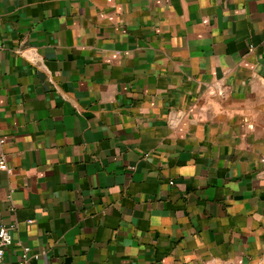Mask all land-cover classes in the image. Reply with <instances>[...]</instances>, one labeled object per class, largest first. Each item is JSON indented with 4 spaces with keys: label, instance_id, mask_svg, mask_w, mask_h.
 Instances as JSON below:
<instances>
[{
    "label": "crops",
    "instance_id": "1",
    "mask_svg": "<svg viewBox=\"0 0 264 264\" xmlns=\"http://www.w3.org/2000/svg\"><path fill=\"white\" fill-rule=\"evenodd\" d=\"M2 264H264V0H0Z\"/></svg>",
    "mask_w": 264,
    "mask_h": 264
},
{
    "label": "built area",
    "instance_id": "2",
    "mask_svg": "<svg viewBox=\"0 0 264 264\" xmlns=\"http://www.w3.org/2000/svg\"><path fill=\"white\" fill-rule=\"evenodd\" d=\"M5 145V139L0 134V148ZM0 170L9 171L3 156L0 157ZM14 227L0 226V264L3 263V258L7 248L12 244L11 231ZM29 249L23 248L21 253V264H30Z\"/></svg>",
    "mask_w": 264,
    "mask_h": 264
}]
</instances>
